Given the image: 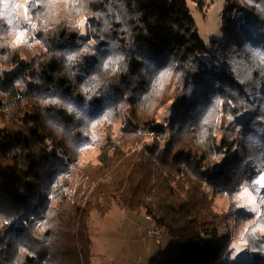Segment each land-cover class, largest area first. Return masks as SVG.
Listing matches in <instances>:
<instances>
[{"label":"trees","instance_id":"trees-1","mask_svg":"<svg viewBox=\"0 0 264 264\" xmlns=\"http://www.w3.org/2000/svg\"><path fill=\"white\" fill-rule=\"evenodd\" d=\"M24 2L0 0V264H93L90 217L115 205L176 244L150 264H236L214 198L248 221L244 188L261 207L244 264H264V0H226L228 35L211 46L189 6L208 0H30L40 48L16 43ZM90 147L98 162L83 164ZM70 165L87 178L79 200Z\"/></svg>","mask_w":264,"mask_h":264},{"label":"rangeland","instance_id":"rangeland-1","mask_svg":"<svg viewBox=\"0 0 264 264\" xmlns=\"http://www.w3.org/2000/svg\"><path fill=\"white\" fill-rule=\"evenodd\" d=\"M28 1L30 0H25L19 7L18 12L20 14L21 26L16 43L18 45L27 44L31 48H40L37 43L38 24L33 22L30 11H26V3ZM31 1L36 3L38 0ZM207 3L208 6L203 10L197 9L193 3H190L189 6L191 14L197 24L200 37L211 46L212 41L217 40L223 42L228 35L224 30L225 24L222 18L226 0H208ZM86 19L83 18L80 25L86 24ZM211 50L213 49L211 48ZM173 111L172 105L163 109L159 115L160 123H164V126H166L170 122ZM2 127L3 123L0 122V128ZM122 129L123 126L121 123L112 128L103 126L98 129V134L102 140H105L108 134L113 135V138L118 140L121 136ZM156 136L155 134H151L147 136L145 141L149 142L152 139L158 140ZM159 139L158 141L161 144L165 143L162 136ZM94 142L96 145L97 142ZM100 153L101 151L97 147L86 148L81 158L82 163H97ZM261 176H264V174L262 173L258 176V184L261 186V189H264V184L259 183ZM86 181L87 178L83 177L80 168L75 165H70L68 173L64 177V183H67L69 187L66 195L71 199L73 198V200H79V189L82 188L84 191L89 190V186H86ZM211 196L213 197V194ZM214 200L216 210L220 215L225 216L219 228V241L222 242L229 237L233 247L231 254L233 263L244 264L250 259L247 242L244 241V238L251 226L258 220L257 216L261 211L256 196L248 188H244L238 196V207L254 215L253 219L244 222H239L228 217L231 205L226 195L219 194ZM24 225L27 226L28 224L24 222ZM89 225L92 238L91 255L93 264H150L151 260L163 249L168 254L173 253L174 256L177 255V246L169 238L164 236L162 245H157L150 239L147 233L153 227V222L149 221L147 216L128 213L116 205L106 216H102L97 212L92 213ZM261 234L263 237L260 236L258 240L264 242V232ZM2 238L3 226L0 225V242ZM3 256V252H0L1 262H3ZM41 264L51 263L47 257V260L42 261Z\"/></svg>","mask_w":264,"mask_h":264},{"label":"built area","instance_id":"built-area-1","mask_svg":"<svg viewBox=\"0 0 264 264\" xmlns=\"http://www.w3.org/2000/svg\"><path fill=\"white\" fill-rule=\"evenodd\" d=\"M168 124H166V126H168ZM156 138L158 140H160L159 136H156ZM141 147V146H139ZM148 220L153 222V219L151 217H148ZM148 236L150 237V239L155 242L157 245H162L163 243V238H164V233L163 230H161V228L157 225H153V227L151 229L148 230Z\"/></svg>","mask_w":264,"mask_h":264},{"label":"snow or ice","instance_id":"snow-or-ice-1","mask_svg":"<svg viewBox=\"0 0 264 264\" xmlns=\"http://www.w3.org/2000/svg\"><path fill=\"white\" fill-rule=\"evenodd\" d=\"M21 35H23V34L21 33ZM259 183H260V184H264V176H261V178H260V180H259Z\"/></svg>","mask_w":264,"mask_h":264}]
</instances>
